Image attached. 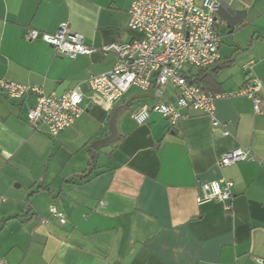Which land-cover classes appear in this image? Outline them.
I'll return each mask as SVG.
<instances>
[{
  "label": "crops",
  "instance_id": "0c3cea01",
  "mask_svg": "<svg viewBox=\"0 0 264 264\" xmlns=\"http://www.w3.org/2000/svg\"><path fill=\"white\" fill-rule=\"evenodd\" d=\"M135 0H0V79L41 87L60 96L109 72L114 54L101 47L127 43L140 34L128 28ZM199 4L202 0H194ZM245 14L235 27L220 26L219 59L208 69L214 94L247 81L242 66L262 84L259 113L244 96L215 100V116L228 136L195 111L175 127L152 113L144 125L130 117L156 99L148 92L126 96L111 109L92 105L58 137L28 124L35 103L0 93V259L7 264H256L264 259V0H223ZM66 24L92 49L73 60L59 56L28 29L54 34ZM200 70L193 69L188 76ZM128 92V91H127ZM166 87L162 102H174ZM117 139L98 150L91 144ZM242 148L252 159L219 167L222 154ZM84 175V177H81ZM233 182L229 209L217 201L197 203L199 186ZM54 205L66 220L49 212Z\"/></svg>",
  "mask_w": 264,
  "mask_h": 264
},
{
  "label": "built area",
  "instance_id": "2783aa9c",
  "mask_svg": "<svg viewBox=\"0 0 264 264\" xmlns=\"http://www.w3.org/2000/svg\"><path fill=\"white\" fill-rule=\"evenodd\" d=\"M219 0H135L128 11V28L140 34L127 43H111L101 47L105 54H114L116 63L106 73L88 79V95L75 86L60 96L46 95L41 87L28 86L0 79V93L9 99L20 100L27 94L34 96L35 103L26 113L27 123L40 128L56 138L69 128L81 115V103L85 97L89 102L111 110L134 87L153 95L156 102L141 105L130 117L137 125H144L152 113L161 115L170 127L188 117L189 110L210 118L211 128L221 136H228L226 124L215 116L216 99L221 97H247L253 103L254 113H259L262 84L251 75L254 61L242 66L247 74V82L239 89L222 94H207L186 79L193 69H204L219 59L221 45L220 26L217 12ZM27 41L42 40L53 47L55 53L70 60L89 54L92 49L82 35L69 31L61 25L54 34L28 29ZM169 85L176 91L174 102H162L164 90ZM252 159L250 150L235 148L225 152L217 165L227 167ZM233 182L227 179L213 180L199 186L197 203L217 201L229 209ZM49 212L59 223L66 222L63 214L54 205ZM256 264H264V259L255 258ZM0 264H7L0 259Z\"/></svg>",
  "mask_w": 264,
  "mask_h": 264
},
{
  "label": "water",
  "instance_id": "95a60500",
  "mask_svg": "<svg viewBox=\"0 0 264 264\" xmlns=\"http://www.w3.org/2000/svg\"><path fill=\"white\" fill-rule=\"evenodd\" d=\"M217 15L219 19L225 23L228 27H235L237 26L244 18L245 14L240 12H234L227 3H225L223 0H219V9L217 12ZM121 106L115 108L112 112V115L110 117L108 126H109V135L106 137L96 140L91 144V147L94 150H98L102 147H105L111 143H113L117 139V130L115 126V119L120 111Z\"/></svg>",
  "mask_w": 264,
  "mask_h": 264
},
{
  "label": "trees",
  "instance_id": "16d2710c",
  "mask_svg": "<svg viewBox=\"0 0 264 264\" xmlns=\"http://www.w3.org/2000/svg\"><path fill=\"white\" fill-rule=\"evenodd\" d=\"M216 62L207 68L200 69V71L193 76H186V79L189 82L198 86L203 92L207 94H214L213 92H214V87L216 86V82L214 81L213 74H215L217 70L213 71L212 74H209L208 69L213 67L216 64ZM81 177H84V175H82Z\"/></svg>",
  "mask_w": 264,
  "mask_h": 264
},
{
  "label": "rangeland",
  "instance_id": "374dc122",
  "mask_svg": "<svg viewBox=\"0 0 264 264\" xmlns=\"http://www.w3.org/2000/svg\"><path fill=\"white\" fill-rule=\"evenodd\" d=\"M142 93H144V92L141 91V90H139V89H137V88L132 87V88H130V89L128 90L126 96L141 97V96H142ZM140 107H141V106H140ZM139 109H140V108H139ZM139 109H138V110H139ZM138 110H137V111H138ZM137 111H136V112H137ZM102 148H104V147H102Z\"/></svg>",
  "mask_w": 264,
  "mask_h": 264
}]
</instances>
